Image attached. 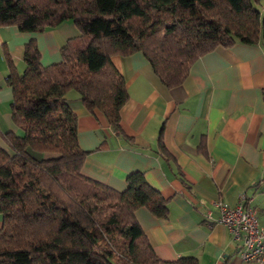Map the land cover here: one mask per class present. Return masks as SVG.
<instances>
[{"label": "trees", "instance_id": "obj_1", "mask_svg": "<svg viewBox=\"0 0 264 264\" xmlns=\"http://www.w3.org/2000/svg\"><path fill=\"white\" fill-rule=\"evenodd\" d=\"M0 0V25L40 31L70 20L79 30L44 65L34 39L25 67H12L11 116L17 130L0 145V264H197L194 255L165 260L153 250L134 211L168 216L167 199L135 170L116 190L82 174L76 114L65 92L75 89L121 132L119 108L128 97L114 54L141 51L167 86L217 45L260 42L264 0ZM159 146L164 150L161 135Z\"/></svg>", "mask_w": 264, "mask_h": 264}, {"label": "crops", "instance_id": "obj_2", "mask_svg": "<svg viewBox=\"0 0 264 264\" xmlns=\"http://www.w3.org/2000/svg\"><path fill=\"white\" fill-rule=\"evenodd\" d=\"M78 34L70 20L40 31L0 25L1 146L10 150L2 133L17 130L7 76L12 67L23 71L25 42L35 40L40 61L47 65L60 61L62 46ZM111 61L128 92L119 108L121 132L101 110H88L75 89L64 95L76 114L77 142L85 151L82 174L123 190L130 172H144L167 199L168 216L158 217L146 206L134 214L162 259L194 255L197 264H264L240 259L227 226L217 221L216 205L219 200L235 204L244 194L264 228L263 45H217L196 58L173 87L158 78L141 51L114 54Z\"/></svg>", "mask_w": 264, "mask_h": 264}, {"label": "built area", "instance_id": "obj_3", "mask_svg": "<svg viewBox=\"0 0 264 264\" xmlns=\"http://www.w3.org/2000/svg\"><path fill=\"white\" fill-rule=\"evenodd\" d=\"M218 222L225 224L237 243V251L243 262H264V228L259 224L257 209L248 203L244 194L239 201L229 204L217 201ZM209 214L210 212L207 211Z\"/></svg>", "mask_w": 264, "mask_h": 264}, {"label": "rangeland", "instance_id": "obj_4", "mask_svg": "<svg viewBox=\"0 0 264 264\" xmlns=\"http://www.w3.org/2000/svg\"><path fill=\"white\" fill-rule=\"evenodd\" d=\"M260 1L261 2H254L253 4H254L255 7L259 8L261 10L262 9V2H263V0H260Z\"/></svg>", "mask_w": 264, "mask_h": 264}]
</instances>
